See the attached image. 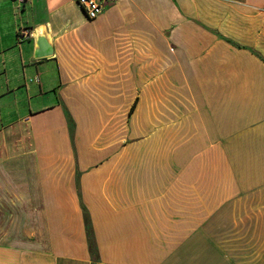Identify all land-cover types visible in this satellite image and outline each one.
I'll list each match as a JSON object with an SVG mask.
<instances>
[{
  "label": "crops",
  "instance_id": "crops-1",
  "mask_svg": "<svg viewBox=\"0 0 264 264\" xmlns=\"http://www.w3.org/2000/svg\"><path fill=\"white\" fill-rule=\"evenodd\" d=\"M23 199L0 264H264V0H0V200Z\"/></svg>",
  "mask_w": 264,
  "mask_h": 264
},
{
  "label": "rangeland",
  "instance_id": "rangeland-1",
  "mask_svg": "<svg viewBox=\"0 0 264 264\" xmlns=\"http://www.w3.org/2000/svg\"><path fill=\"white\" fill-rule=\"evenodd\" d=\"M171 26V24H170ZM175 26V24H174ZM174 26L170 27V29L166 30V36L167 38H170V35L172 33V29L174 28ZM170 43L173 44V41L170 40ZM133 105V104H132ZM132 107V106H131ZM136 108V107H135ZM135 108L133 109L132 113L134 112ZM147 108L149 109V107L147 106ZM148 115L149 113H151L150 110L147 111ZM163 113H167V112H163ZM170 114H165L164 117H168ZM130 115H126V117H129ZM158 117H153L152 119H148V120H144L143 122H141L142 125V134H140V136L142 138H147L148 135H150V132H152L153 134H155L153 136V141L154 143L156 142V145H154L155 147L157 146V144L160 142V140L164 137L162 136L163 130L161 128H163L167 123H169L170 121H168L167 119H165L162 116V113H160L159 115H157ZM144 134H148V135H144ZM172 144V142H171ZM144 145V144H142ZM168 145V144H165ZM145 155V153H144ZM147 156L145 155V158ZM12 175L16 176L19 180H23V179H27L28 178V172L23 171L21 169H19L18 171H15L12 173ZM23 186V185H22ZM34 210H38V205L36 203V201L33 200H28V199H23V200H0V227L2 226L5 229V233H9V235H11L14 232V227H16V225L18 226H24L27 225V214L34 211ZM12 213L15 214V217H17L18 215H20L18 218H16L15 222L12 221ZM9 226L11 227V230H8L9 232H7L6 229L9 228ZM31 226H29V228H31ZM13 229V232H11ZM15 234V233H14ZM27 233L21 232V235H25L26 236Z\"/></svg>",
  "mask_w": 264,
  "mask_h": 264
},
{
  "label": "built area",
  "instance_id": "built-area-1",
  "mask_svg": "<svg viewBox=\"0 0 264 264\" xmlns=\"http://www.w3.org/2000/svg\"><path fill=\"white\" fill-rule=\"evenodd\" d=\"M18 4H23L26 0H16ZM114 0H79V4L84 10L88 19H95L102 13L104 8L113 3Z\"/></svg>",
  "mask_w": 264,
  "mask_h": 264
},
{
  "label": "water",
  "instance_id": "water-1",
  "mask_svg": "<svg viewBox=\"0 0 264 264\" xmlns=\"http://www.w3.org/2000/svg\"><path fill=\"white\" fill-rule=\"evenodd\" d=\"M38 51L35 54L36 59L46 58L52 55V51L49 47L47 40L42 37L38 40Z\"/></svg>",
  "mask_w": 264,
  "mask_h": 264
},
{
  "label": "trees",
  "instance_id": "trees-1",
  "mask_svg": "<svg viewBox=\"0 0 264 264\" xmlns=\"http://www.w3.org/2000/svg\"><path fill=\"white\" fill-rule=\"evenodd\" d=\"M134 107H135V103H134V104L132 105V107L130 108V112L133 111Z\"/></svg>",
  "mask_w": 264,
  "mask_h": 264
},
{
  "label": "bare ground",
  "instance_id": "bare-ground-1",
  "mask_svg": "<svg viewBox=\"0 0 264 264\" xmlns=\"http://www.w3.org/2000/svg\"><path fill=\"white\" fill-rule=\"evenodd\" d=\"M44 31V30H43Z\"/></svg>",
  "mask_w": 264,
  "mask_h": 264
}]
</instances>
